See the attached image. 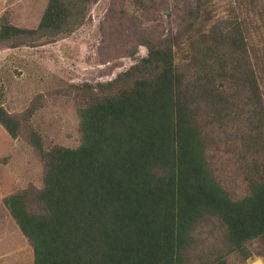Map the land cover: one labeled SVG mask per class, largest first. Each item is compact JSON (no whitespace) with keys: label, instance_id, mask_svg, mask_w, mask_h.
<instances>
[{"label":"trees","instance_id":"1","mask_svg":"<svg viewBox=\"0 0 264 264\" xmlns=\"http://www.w3.org/2000/svg\"><path fill=\"white\" fill-rule=\"evenodd\" d=\"M95 1L48 0L35 28L2 15L0 45L64 37L86 23ZM134 2L148 19L171 14L163 0ZM208 21L202 2L175 30L142 36L146 54L128 69L78 88L75 148H44L29 122L34 103L20 114L0 105V124L43 166L42 187L3 199L32 264H229L230 253L247 259V244L264 243L263 94L241 21ZM226 131H239L246 150L242 194L219 181L212 163Z\"/></svg>","mask_w":264,"mask_h":264},{"label":"rangeland","instance_id":"2","mask_svg":"<svg viewBox=\"0 0 264 264\" xmlns=\"http://www.w3.org/2000/svg\"><path fill=\"white\" fill-rule=\"evenodd\" d=\"M47 1L0 0V17L5 15L18 27L35 28ZM163 2L169 6L170 16L161 13L153 20L144 15L143 8L134 0H96L90 5L86 23L64 37L34 46L0 45V105L11 114H20L34 103L36 109L29 122L40 133L44 148L77 147L78 88L82 89L83 84L104 83L128 69L146 54L145 47L138 44L142 36L153 27L159 34H167L168 28L175 30L180 17L202 2L210 16L209 24L220 18L241 21L264 99V0ZM136 17L142 22L141 29L131 25L129 19ZM134 47L135 53L131 55L129 51ZM240 134L223 133L230 140L215 149L212 161L219 181L235 194L244 193L249 183L248 162L242 160L246 150L242 148ZM42 185L43 166L32 146L21 137H11L0 124V230H6L4 258L8 264H32L33 257L30 243L3 199L8 194ZM247 247L250 251L247 259L234 251L228 255V263L249 264L250 259L264 257V243L259 240L251 241Z\"/></svg>","mask_w":264,"mask_h":264},{"label":"crops","instance_id":"3","mask_svg":"<svg viewBox=\"0 0 264 264\" xmlns=\"http://www.w3.org/2000/svg\"><path fill=\"white\" fill-rule=\"evenodd\" d=\"M47 3H48V1H47ZM44 10H43V12H44ZM41 17H42V15H41ZM41 17H40V19H41ZM5 231L6 230H2V231L0 230V264H8L6 262V259L4 258L5 257L4 253H5V250H6V243H7V239L5 237V235H6ZM1 235H4V237H1ZM249 264H264V257H257V258H254V259H250Z\"/></svg>","mask_w":264,"mask_h":264}]
</instances>
